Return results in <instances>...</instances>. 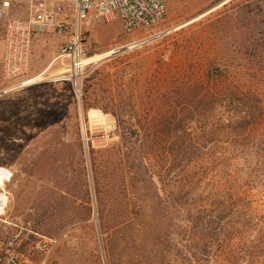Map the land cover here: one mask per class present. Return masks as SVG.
Listing matches in <instances>:
<instances>
[{
    "label": "rangeland",
    "instance_id": "374dc122",
    "mask_svg": "<svg viewBox=\"0 0 264 264\" xmlns=\"http://www.w3.org/2000/svg\"><path fill=\"white\" fill-rule=\"evenodd\" d=\"M26 1L11 18L28 16ZM223 1L164 0L163 22L133 33L118 17L87 19L85 58L114 54L85 66L78 88L58 53L63 38L33 40L26 75L0 83L10 88L0 96V168L11 175L0 248L14 237L22 264H226L199 205L178 198L201 176L214 187L179 164L183 129H205L220 142L203 153L239 157L241 189L264 211V0L211 10ZM213 93L244 97L211 109ZM240 114V130H213Z\"/></svg>",
    "mask_w": 264,
    "mask_h": 264
},
{
    "label": "built area",
    "instance_id": "2783aa9c",
    "mask_svg": "<svg viewBox=\"0 0 264 264\" xmlns=\"http://www.w3.org/2000/svg\"><path fill=\"white\" fill-rule=\"evenodd\" d=\"M12 2L19 3L21 0H0V83L19 82L27 73L33 40L42 34L56 33L63 38L58 53L67 62L66 79L78 88L85 59L81 35L84 21L92 17L106 21L118 17L124 32L133 33L152 29L166 17L164 0H27L28 16L13 19L10 17ZM68 5L73 8L70 16L65 14ZM9 91L10 88H1L0 96ZM8 174L9 181L11 175ZM15 242L12 237L3 243L0 264H22L14 250ZM37 248L42 250V246Z\"/></svg>",
    "mask_w": 264,
    "mask_h": 264
},
{
    "label": "trees",
    "instance_id": "16d2710c",
    "mask_svg": "<svg viewBox=\"0 0 264 264\" xmlns=\"http://www.w3.org/2000/svg\"><path fill=\"white\" fill-rule=\"evenodd\" d=\"M221 96L224 98L228 96V103L233 108L238 106L236 104H240L244 97L242 94L239 96L238 93L209 94L211 109L218 105ZM102 111L110 112L116 120L119 119L113 109L103 107ZM244 124L245 116L240 114L236 119L213 130L221 129L223 132L240 130ZM242 133L236 134L237 139L243 137ZM183 134L184 137L179 144L181 168L184 171L190 166L202 169L203 173L212 177L215 184L209 190L201 187L199 180L202 176L196 181L188 182L187 188L181 190L179 203L190 205L189 207H193L192 204L199 205L198 212L201 214H198L197 219L200 221L208 218V222L212 225L211 230L215 232L214 236L218 244H221L220 251L226 264H264V211L254 206L248 191L241 189V179L235 172V164L239 157L222 154L211 156L209 152L204 154V150L211 149L209 146L217 148L220 142L214 139V133L211 131L200 129L196 133H191L183 129ZM236 140L231 142L234 145L240 142Z\"/></svg>",
    "mask_w": 264,
    "mask_h": 264
},
{
    "label": "bare ground",
    "instance_id": "6f19581e",
    "mask_svg": "<svg viewBox=\"0 0 264 264\" xmlns=\"http://www.w3.org/2000/svg\"><path fill=\"white\" fill-rule=\"evenodd\" d=\"M227 1L228 0H224L223 2H221L216 7L212 8L211 10L219 7L220 5L224 4ZM111 53H113V52L109 51V52L101 54V55H95V56H92V57L85 58L84 61H83V65L85 67L87 65L95 63V62L107 57L108 55H111ZM55 61L56 60L52 61V63L49 66V68L54 64ZM49 68H47L43 73H41L36 78L25 82L24 85H29V84L33 83L35 80H37L38 78H41L42 76L46 75V72L49 70ZM8 177H9L8 172L6 170L0 168V215L3 214L5 206L7 204V197H6V193L4 191V185H5V182L8 181Z\"/></svg>",
    "mask_w": 264,
    "mask_h": 264
},
{
    "label": "crops",
    "instance_id": "0c3cea01",
    "mask_svg": "<svg viewBox=\"0 0 264 264\" xmlns=\"http://www.w3.org/2000/svg\"><path fill=\"white\" fill-rule=\"evenodd\" d=\"M16 4L17 3H13V2L11 3L10 17H11V12L16 9ZM0 55H1V50H0Z\"/></svg>",
    "mask_w": 264,
    "mask_h": 264
},
{
    "label": "water",
    "instance_id": "95a60500",
    "mask_svg": "<svg viewBox=\"0 0 264 264\" xmlns=\"http://www.w3.org/2000/svg\"><path fill=\"white\" fill-rule=\"evenodd\" d=\"M114 54V53H111V55ZM110 56V55H109Z\"/></svg>",
    "mask_w": 264,
    "mask_h": 264
}]
</instances>
